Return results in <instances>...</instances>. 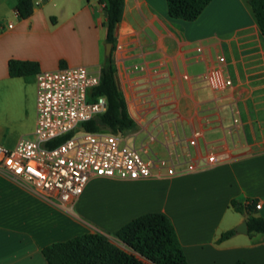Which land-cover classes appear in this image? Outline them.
<instances>
[{
	"label": "crops",
	"instance_id": "0c3cea01",
	"mask_svg": "<svg viewBox=\"0 0 264 264\" xmlns=\"http://www.w3.org/2000/svg\"><path fill=\"white\" fill-rule=\"evenodd\" d=\"M15 3L0 0V17L9 19L0 24V93L8 125L0 126V144L6 147L33 129L38 70L67 65L97 70L105 56L100 1L34 5L31 0L26 17L16 12ZM110 57L133 120L122 130L128 142L138 146L151 134L155 155L181 160L211 151L222 161L170 176L91 177L70 209L0 173V264H47L44 245L85 231L109 237L144 211L169 218L188 264H234L236 259L264 264V232L234 231L217 240L246 219L232 201L255 199L260 205L253 213L264 216V36L248 0H209L191 20L169 16L166 0H123ZM10 58L34 61L36 69L10 75ZM212 66H219L231 84L212 88L203 77ZM193 130L199 134L188 144ZM101 182L148 184V201L134 198L93 223L79 200Z\"/></svg>",
	"mask_w": 264,
	"mask_h": 264
},
{
	"label": "built area",
	"instance_id": "2783aa9c",
	"mask_svg": "<svg viewBox=\"0 0 264 264\" xmlns=\"http://www.w3.org/2000/svg\"><path fill=\"white\" fill-rule=\"evenodd\" d=\"M40 1L33 0V4ZM222 60L223 56L218 55L217 61ZM203 77L214 89L231 84L219 66L206 69ZM98 82L99 69L89 70L85 65L38 70L33 129L29 136H20L12 147L0 144V173L70 209L91 177L137 180L170 176L222 161L211 151L202 157L181 160L170 154L155 155L150 147L154 140L151 134L135 146L127 141L123 131L80 128L76 132L80 122L99 115L106 108L103 95H90ZM67 132L71 134L49 144ZM198 134L199 130H193L187 143L193 144ZM179 163L180 168L176 167ZM259 205L255 202L254 207Z\"/></svg>",
	"mask_w": 264,
	"mask_h": 264
},
{
	"label": "trees",
	"instance_id": "16d2710c",
	"mask_svg": "<svg viewBox=\"0 0 264 264\" xmlns=\"http://www.w3.org/2000/svg\"><path fill=\"white\" fill-rule=\"evenodd\" d=\"M103 4L104 41L114 42V28L118 22L123 0H98ZM209 0H166L167 13L171 17L187 20L198 16ZM251 12L264 36V0H248ZM15 10L21 17H26L32 9L31 0H16ZM8 73L22 75L34 72L36 63L29 60H8ZM92 97L103 95L106 108L99 114L103 125H98L93 118L79 123L78 127L96 131L104 128L110 132L122 131L132 125L115 82L110 54L104 56L99 67V82L91 88ZM71 132H67L49 142L53 145ZM255 199L246 203L232 201L235 210L246 214L248 232H264V216L254 214ZM232 228L221 232L217 240L233 234ZM117 241L111 240L98 231H85L66 239L52 241L44 245L41 252L47 264H146L143 257L156 264H188L182 251L175 230L169 218L160 211H144L119 225L114 231ZM234 264H248L243 259H236Z\"/></svg>",
	"mask_w": 264,
	"mask_h": 264
},
{
	"label": "rangeland",
	"instance_id": "374dc122",
	"mask_svg": "<svg viewBox=\"0 0 264 264\" xmlns=\"http://www.w3.org/2000/svg\"><path fill=\"white\" fill-rule=\"evenodd\" d=\"M8 17H0V24H5ZM3 93H0V126L7 127V116L5 113ZM80 127L76 132H79ZM99 130L106 131L104 128ZM130 143V142H129ZM142 196V197H141ZM134 198H142L148 201V184L121 186L108 182H101L93 185L89 191L79 200V206L83 209L84 216L93 223L97 218L110 217L115 211L129 205ZM111 240L117 241L114 234L110 235ZM146 264H152L149 260L140 257Z\"/></svg>",
	"mask_w": 264,
	"mask_h": 264
},
{
	"label": "water",
	"instance_id": "95a60500",
	"mask_svg": "<svg viewBox=\"0 0 264 264\" xmlns=\"http://www.w3.org/2000/svg\"><path fill=\"white\" fill-rule=\"evenodd\" d=\"M103 13L105 14V10L103 11ZM110 48H111V42L106 41L104 43V55L108 56L110 54ZM93 120L98 124V125H103V122L101 120V118L98 115H95L93 117ZM234 231L236 232H241V233H246L247 232V223H246V219H242L239 223H237L234 226Z\"/></svg>",
	"mask_w": 264,
	"mask_h": 264
}]
</instances>
